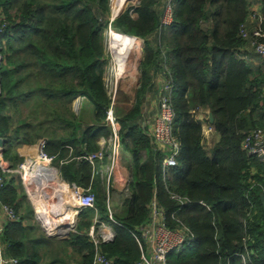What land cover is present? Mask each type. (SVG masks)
<instances>
[{"label": "trees", "instance_id": "1", "mask_svg": "<svg viewBox=\"0 0 264 264\" xmlns=\"http://www.w3.org/2000/svg\"><path fill=\"white\" fill-rule=\"evenodd\" d=\"M260 3L264 15V0ZM0 9L8 24L0 37L4 157L15 167L22 162L15 140L35 146L45 140L60 177L96 194V208L79 213L75 232L49 237L34 219L22 184L12 178L1 199L21 216L5 232L18 264H91L88 229L95 218L115 231L114 239L101 245L113 264H137L142 251L133 233L141 238L154 197L171 228L180 221L195 237L168 264H264V161L243 148L245 132L264 131V66L251 39L241 35L243 24L250 30L258 25L250 0H179L172 24L161 33L164 0H140L136 17L126 10L114 20L117 31L145 40L136 104L119 117L121 143L132 160L123 212L113 214L120 225L109 217L94 166L77 159L99 151V140L111 134L105 125L111 99L104 66L109 0H0ZM239 52L250 62L238 58ZM162 58L170 70L174 131L182 147L178 166L165 172L164 156L143 126L144 104ZM78 96L92 107L89 121L73 110ZM32 100V113L13 124L12 109L18 113ZM210 111L219 138L208 152L198 116ZM171 194L188 202L181 205Z\"/></svg>", "mask_w": 264, "mask_h": 264}, {"label": "built area", "instance_id": "2", "mask_svg": "<svg viewBox=\"0 0 264 264\" xmlns=\"http://www.w3.org/2000/svg\"><path fill=\"white\" fill-rule=\"evenodd\" d=\"M178 1L179 0H164L160 33L164 28H168L172 24L174 8ZM138 3H140V0H127L125 6L117 13H114V1L109 0L110 17L105 32L108 30L109 33L111 31L117 33V30L113 27V22L126 10L129 11L132 17H136L135 11ZM251 18L258 23L257 27L250 30L246 24H243L241 27V35L243 38L251 39V49L258 55L260 65L264 66V15L261 13V6L252 8ZM3 19L1 15L0 37L5 35L8 31V24L6 20ZM118 34L133 36L119 31ZM133 37L138 38L142 52L145 48V40L137 36ZM108 46L110 54H112L111 57L115 61V68H111L108 72L109 68H107V60L105 57V83L111 99V104L106 112L105 125L109 127L111 134L106 138V142H108L106 147L101 148L95 153L86 154L77 158L78 160L86 159L94 166L95 177L98 175L102 176L104 172L107 181L115 172L117 160L122 149L119 117L115 110L118 89L115 87L120 83L121 78L125 75L124 73L129 71L126 70L121 74L117 73L119 70V68H117L118 63L113 56L110 41ZM236 56L250 62L248 61V54L239 52L236 53ZM130 64H132V62L127 60L126 65ZM160 66V70H158L157 73L160 79L162 77V79L165 80V84L158 92V112L152 120H150L149 117L144 119L143 126L147 129V134L154 143V149L161 152L164 156L162 165L165 172L178 166V157L181 154L182 147L174 131L176 119V113L172 103L174 89L173 85L170 84V78H168L170 70L165 63V58H162ZM109 83L112 85V88H109ZM205 113L208 116H206ZM205 113H200L198 116L203 122V136L216 132L212 125L213 123L209 120V112ZM4 144L5 138L0 136V264H18V259L11 254L12 243L5 237V232L7 225L20 221L21 216L14 206L4 203L1 199L4 189L12 178H16L17 181L22 184L27 199L33 206L35 220L48 236L60 234V232H55L56 229L51 230V232H49L48 229L49 227H54V225L60 221L56 214L66 213L74 215L71 219L72 225L68 227L70 230L67 228L64 234L59 235L62 239L68 238L72 232H75L76 220L82 210L96 208V194L92 191L91 187L83 188L76 186L75 184L67 183L60 177L57 157L47 152V142L45 140H40L34 148H31L29 150L30 152L26 153L25 159L15 167L4 157ZM243 148L248 154L256 155L264 161V131L257 128L245 132ZM105 160H107V162H105ZM99 161L105 162L104 168L101 167L103 165L98 167L97 163ZM62 163L63 162H61V164ZM54 178L63 181L62 183L68 188L67 200L70 199L73 204L72 206L66 204L69 203V201L66 203L58 202V204H53L52 206L53 213L41 212L40 208H38L39 205L35 202V196L41 197L42 192H45L44 188L46 185H43L42 188H40V186L43 182H47L48 184L54 180ZM129 181L130 180L127 181L125 187L126 196L129 194ZM107 186L108 184L106 182V187ZM171 198L177 200L181 205L188 202L186 197H181L176 194H171ZM106 200L110 219L115 224L120 225L113 218L109 195L106 196ZM51 203H53V201L50 202V205ZM150 209V219L140 229L142 239L133 233L142 251L141 261L137 264H168L170 256L178 254L186 247L194 244L195 237L191 229L178 220L179 226L174 229L171 228L168 224L165 210L159 206L155 197L150 204ZM96 221L97 218H95L93 224L88 229V236L94 244V255L91 264H113L112 260L102 251L101 245L112 241L115 236V231L111 225L104 223L97 224ZM62 226L67 225L63 224ZM74 226L75 229L73 230Z\"/></svg>", "mask_w": 264, "mask_h": 264}, {"label": "crops", "instance_id": "3", "mask_svg": "<svg viewBox=\"0 0 264 264\" xmlns=\"http://www.w3.org/2000/svg\"><path fill=\"white\" fill-rule=\"evenodd\" d=\"M261 1H263V0H250L252 8L260 7ZM143 58H144V55H143ZM141 62L142 61H140V64H141ZM140 64H139L140 76H138V78H135V80H132V81L127 79V78H129L128 75L132 72L127 73L128 75H125L124 77L121 78L122 88H121L119 96H118V101L116 102V105H115V110H116V114L118 117H121V116L129 113L134 108V106L136 104V101L138 98V91H139V88L141 85ZM156 80H158L160 82L159 76H154L153 82H155ZM157 88H155L153 86L152 90L150 92L152 93L155 91L158 94ZM147 104H148V102H147ZM158 107H159L158 102L156 104H154L152 101V103H150L148 105H146V103H145L144 104V109H145L144 110V119L149 117L150 120H152L153 117H155L156 113L158 112ZM204 136H205L204 139H205V145H206L207 151L210 152L212 147L214 146L215 142L218 140L219 136L216 132L208 134V135H204ZM106 138L107 137H102L99 140V142H98L99 150L101 148L107 146L108 142H106V140H107ZM34 147H35V144H32V145L27 144L26 145V144L20 142L19 146H16V144H15L14 150L20 156L24 151L29 150V149L34 148ZM121 148L122 149L120 151V154H119V157L117 160L115 172L113 175H111L109 180L108 181L106 180V176H105L104 172L102 173V176L101 175L96 176V178H98V180L100 181L103 192L105 194L109 195V199L111 202L110 205H111V209L113 211V214H115V213L120 214L123 212V204H124V200L126 198V193H125L126 183L132 177L131 169H130V166L132 163L131 155L124 148L123 145L121 146ZM105 162H107V160H105ZM105 162L99 161L97 163L98 167L103 165L101 167L104 168ZM105 182H107V184H108L107 187L105 185ZM29 204H30V202H29ZM53 204H58V203L53 201Z\"/></svg>", "mask_w": 264, "mask_h": 264}, {"label": "bare ground", "instance_id": "4", "mask_svg": "<svg viewBox=\"0 0 264 264\" xmlns=\"http://www.w3.org/2000/svg\"><path fill=\"white\" fill-rule=\"evenodd\" d=\"M114 1V13H117L119 10H121L124 6L127 0H113ZM109 41H110V47L112 49L113 56L115 60L117 61L118 65L117 68L119 70L117 73L121 74L125 72L126 70H129L130 72H133L131 69L132 65L135 63L136 59L139 58V53L141 52V46L140 42L137 39H135L132 36H126L122 34L115 33L114 31L109 33ZM131 61L132 64L126 65V62ZM137 70V69H136ZM43 185H46L47 191L44 193L42 192L41 197L35 196V202L38 204V208H40L41 212H50L53 213V203L51 200L56 198H60L61 196L68 195V188L57 178H54L51 182L47 184V182H43V184L40 186L42 188ZM48 188H52L49 193ZM44 194L46 196H44ZM34 197V196H33ZM51 198V199H48ZM48 199V200H47ZM54 201V200H53ZM59 218V222L54 225L52 228H48L49 232L53 229H58L60 231V234H64L66 230H63L64 227H62L63 224L67 225L65 227H70L72 225V217L74 215L66 214V213H58L56 214Z\"/></svg>", "mask_w": 264, "mask_h": 264}, {"label": "rangeland", "instance_id": "5", "mask_svg": "<svg viewBox=\"0 0 264 264\" xmlns=\"http://www.w3.org/2000/svg\"><path fill=\"white\" fill-rule=\"evenodd\" d=\"M118 33V31H116ZM108 30L105 32V36H104V42H105V57H106V62H107V68H109L108 72L110 71V69L112 68H115L114 65H115V61L112 59L111 55L110 54V51H109V46H108V43H109V37H108ZM135 39H137L136 37H134ZM143 55H144V50L139 53V57L140 58H137L135 63L132 65L131 69L134 70L132 73H130L129 75L127 73H129L130 71H128L127 73H124L125 75H128L130 81L132 80H135V78H138V76H140V70H139V64H140V61H142L143 59ZM0 60H1V56H0ZM137 69V70H136ZM123 75V77L125 76ZM131 76V77H130ZM131 78V79H130ZM138 81V80H137ZM134 82V81H133ZM121 80H120V83L117 85V88L118 89V94H117V97H116V102L118 101V96H119V93H120V90L122 88V85H121ZM165 84V80L160 79V82L158 80H156L155 82H153L152 86H154L155 88H157V91L159 92V90L163 87V85ZM109 88H112V85L109 83ZM158 95L159 93L157 94V92H152L151 94H148L147 95V100H146V105L152 103L156 104L158 102ZM148 102V104H147ZM35 102L32 100V101H27V103H22V105L20 106V111L17 113L14 111V109H12V112H11V116H12V123L15 124L17 126L18 124V120L19 119H23V118H26V116H28L29 114L32 113V111L30 110L31 109V106L34 104ZM73 110L76 114H78V116L80 117V119H84L85 121H89V119L91 118V115H92V107L90 106L89 102L86 100L85 97H82V96H78L74 102H73ZM83 120V121H84ZM20 125V124H19ZM16 143V146H19L20 142H21V139H17L15 140ZM30 150V149H29ZM29 150H26L24 151L20 156L22 158V161L25 159V156H26V153L30 152ZM144 157L146 156V153L143 154ZM61 181V180H60ZM63 182V181H61ZM68 183V182H67ZM105 185H106V182H105ZM52 188H48V191L49 193L52 192L50 191ZM45 191H47V188L45 187L44 188ZM44 196H46L44 194ZM48 199H51V198H48ZM47 199V200H48ZM52 201V200H51ZM55 202H61V203H66L69 201V203H66V204H69L70 206H72L73 202L68 199L67 200V195L65 196H61L59 199L56 198V200L54 199ZM31 204V203H30ZM32 206V205H31ZM68 207V206H67ZM33 208V206H32ZM76 223H77V220H76ZM76 225V224H75ZM64 227L63 230H66L68 227H65V226H62ZM72 229V228H71ZM75 229V226L73 228V230ZM68 230H70V228H68ZM55 232H60L58 231V229L55 230ZM46 234V233H45ZM47 235V234H46ZM60 234H57L55 235L54 237H59Z\"/></svg>", "mask_w": 264, "mask_h": 264}, {"label": "water", "instance_id": "6", "mask_svg": "<svg viewBox=\"0 0 264 264\" xmlns=\"http://www.w3.org/2000/svg\"><path fill=\"white\" fill-rule=\"evenodd\" d=\"M209 120L210 122H214V115H213V112H209ZM261 201H262V204H263V209H264V194H261ZM49 237H54V236H49Z\"/></svg>", "mask_w": 264, "mask_h": 264}]
</instances>
